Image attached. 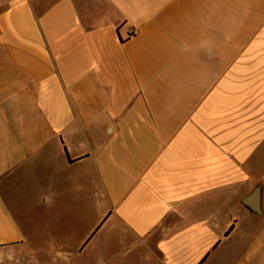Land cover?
<instances>
[{
	"label": "crops",
	"instance_id": "crops-1",
	"mask_svg": "<svg viewBox=\"0 0 264 264\" xmlns=\"http://www.w3.org/2000/svg\"><path fill=\"white\" fill-rule=\"evenodd\" d=\"M38 5L0 0V264H253L264 0Z\"/></svg>",
	"mask_w": 264,
	"mask_h": 264
},
{
	"label": "rangeland",
	"instance_id": "rangeland-1",
	"mask_svg": "<svg viewBox=\"0 0 264 264\" xmlns=\"http://www.w3.org/2000/svg\"><path fill=\"white\" fill-rule=\"evenodd\" d=\"M35 2L39 4V8L40 6L44 5L46 0H35ZM41 2L43 5H40ZM257 186H260L261 188L262 211L259 214L254 213L253 211L246 209L242 204V209L238 216V232L237 235L232 239L234 242V259L242 263L248 262L250 251L252 253L251 263L253 264H262V256H264V181H259ZM30 223L39 225L40 222L35 221ZM226 261L227 258L224 262Z\"/></svg>",
	"mask_w": 264,
	"mask_h": 264
},
{
	"label": "water",
	"instance_id": "water-1",
	"mask_svg": "<svg viewBox=\"0 0 264 264\" xmlns=\"http://www.w3.org/2000/svg\"><path fill=\"white\" fill-rule=\"evenodd\" d=\"M242 203L254 213H261V188L256 186L242 198Z\"/></svg>",
	"mask_w": 264,
	"mask_h": 264
}]
</instances>
